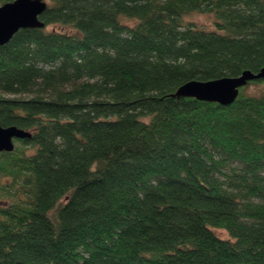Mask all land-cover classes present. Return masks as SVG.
<instances>
[{"label": "trees", "instance_id": "16d2710c", "mask_svg": "<svg viewBox=\"0 0 264 264\" xmlns=\"http://www.w3.org/2000/svg\"><path fill=\"white\" fill-rule=\"evenodd\" d=\"M50 1L0 46V264H264V79L176 96L264 69V0Z\"/></svg>", "mask_w": 264, "mask_h": 264}, {"label": "water", "instance_id": "95a60500", "mask_svg": "<svg viewBox=\"0 0 264 264\" xmlns=\"http://www.w3.org/2000/svg\"><path fill=\"white\" fill-rule=\"evenodd\" d=\"M47 8L48 4L44 0H15L1 6L0 46L10 43L20 30L45 28L40 18ZM263 79L264 69L259 73L245 71L240 77L222 78L209 82L192 81L180 87L176 96L228 106L237 100L241 88L250 82ZM31 137L32 133L28 131L17 127L5 128L0 125V153L13 152L16 148V140Z\"/></svg>", "mask_w": 264, "mask_h": 264}, {"label": "rangeland", "instance_id": "374dc122", "mask_svg": "<svg viewBox=\"0 0 264 264\" xmlns=\"http://www.w3.org/2000/svg\"><path fill=\"white\" fill-rule=\"evenodd\" d=\"M48 5L51 3L50 0H44ZM186 20L196 24L198 27L200 28H204L207 30H214L215 29V16L214 15H210V14H193L190 17L186 18ZM49 31H59V32H63V33H75L74 30L70 29V28H66L63 26H51L48 28ZM264 86L259 85H253L249 87V90L247 91L248 94L250 95H259L261 94V92L263 91ZM17 146V145H16ZM215 233L224 239H228V233L226 231L223 230H215Z\"/></svg>", "mask_w": 264, "mask_h": 264}]
</instances>
